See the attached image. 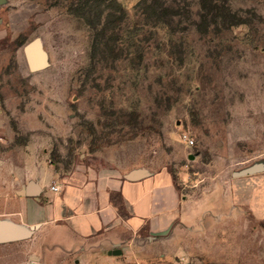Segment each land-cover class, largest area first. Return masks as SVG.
<instances>
[{"label": "rangeland", "instance_id": "1", "mask_svg": "<svg viewBox=\"0 0 264 264\" xmlns=\"http://www.w3.org/2000/svg\"><path fill=\"white\" fill-rule=\"evenodd\" d=\"M140 1L0 0V158L14 152L1 194L2 178L49 174V162L165 167L188 201L205 199L197 213L223 208L225 182L264 160V0ZM36 38L49 65L32 72ZM173 238L183 264H264L256 226ZM37 242L0 247V264H38Z\"/></svg>", "mask_w": 264, "mask_h": 264}, {"label": "crops", "instance_id": "2", "mask_svg": "<svg viewBox=\"0 0 264 264\" xmlns=\"http://www.w3.org/2000/svg\"><path fill=\"white\" fill-rule=\"evenodd\" d=\"M13 155L4 154L0 168ZM49 165V174L26 171L1 181L5 191L0 193V220L37 226L30 238L38 240L37 256H32L38 264H183L184 257L176 258L185 251L184 245L174 242L173 236L182 235L185 228L207 227L211 233L218 226L226 235L234 228L241 232L256 226L264 236V172L245 176L234 172L239 179L225 182L223 208L208 206L192 213L194 203L205 199L188 201L168 168L123 171L82 163L63 171ZM134 172L139 176L129 179ZM186 204L189 211L183 209ZM216 247L207 246L209 258ZM221 248L235 249L231 244Z\"/></svg>", "mask_w": 264, "mask_h": 264}, {"label": "water", "instance_id": "3", "mask_svg": "<svg viewBox=\"0 0 264 264\" xmlns=\"http://www.w3.org/2000/svg\"><path fill=\"white\" fill-rule=\"evenodd\" d=\"M24 54L29 70L37 72L45 69L49 65L47 53L42 49L39 39L29 42L24 48ZM264 172V160L256 162L236 173L237 176L252 175ZM139 176V173H131L129 179ZM37 226L27 227L16 225L8 221L0 220V243L20 241L32 236ZM113 254H121V250H114Z\"/></svg>", "mask_w": 264, "mask_h": 264}, {"label": "built area", "instance_id": "4", "mask_svg": "<svg viewBox=\"0 0 264 264\" xmlns=\"http://www.w3.org/2000/svg\"><path fill=\"white\" fill-rule=\"evenodd\" d=\"M3 114H4V109H3V106H2V104L0 102V127H1V125L3 123V118H2ZM182 139L189 146H192V145L195 144L194 139L191 136H189L188 134H183ZM52 189L53 190H57V187L56 186H52Z\"/></svg>", "mask_w": 264, "mask_h": 264}, {"label": "trees", "instance_id": "5", "mask_svg": "<svg viewBox=\"0 0 264 264\" xmlns=\"http://www.w3.org/2000/svg\"><path fill=\"white\" fill-rule=\"evenodd\" d=\"M210 1H213V0H210ZM147 2V0H141L139 3H138V5L140 6L142 3H146ZM167 9V8H166Z\"/></svg>", "mask_w": 264, "mask_h": 264}]
</instances>
